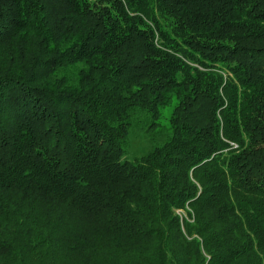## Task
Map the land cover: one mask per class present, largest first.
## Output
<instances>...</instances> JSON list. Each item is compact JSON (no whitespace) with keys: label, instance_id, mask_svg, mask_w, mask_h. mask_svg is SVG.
I'll return each mask as SVG.
<instances>
[{"label":"trees","instance_id":"obj_1","mask_svg":"<svg viewBox=\"0 0 264 264\" xmlns=\"http://www.w3.org/2000/svg\"><path fill=\"white\" fill-rule=\"evenodd\" d=\"M0 264H264V0H0Z\"/></svg>","mask_w":264,"mask_h":264},{"label":"rangeland","instance_id":"obj_2","mask_svg":"<svg viewBox=\"0 0 264 264\" xmlns=\"http://www.w3.org/2000/svg\"><path fill=\"white\" fill-rule=\"evenodd\" d=\"M172 110L173 105L166 106L163 108L162 116L160 118L161 125L157 128L156 135L155 130L151 134L149 133V131H146L142 126H134L131 128L129 133V145L126 151V156L128 158H133L134 156L141 155L142 153L149 150L153 143V135L157 142H160L166 138L170 129L169 117L172 113Z\"/></svg>","mask_w":264,"mask_h":264}]
</instances>
